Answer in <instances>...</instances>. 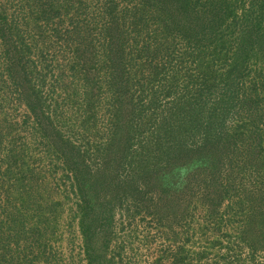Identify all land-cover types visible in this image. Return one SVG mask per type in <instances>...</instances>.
<instances>
[{"label": "trees", "instance_id": "obj_1", "mask_svg": "<svg viewBox=\"0 0 264 264\" xmlns=\"http://www.w3.org/2000/svg\"><path fill=\"white\" fill-rule=\"evenodd\" d=\"M99 1L91 11L81 0H0V264L21 257L33 264L26 248L39 246L45 214L61 204L42 193L47 175L33 165L40 158L32 142L72 179L89 264L98 228L126 193L155 192L166 217L187 210L180 196L189 193L211 216L234 176L264 177V0ZM53 35H61L59 65L45 55ZM55 68L58 83L66 74L73 85L72 93L60 92L77 98L75 120L58 100L48 101ZM5 84L25 108L20 120L7 116ZM102 108L107 122L97 138ZM245 185L237 202L246 215L242 239L257 250L248 232L264 228V190ZM28 208L36 214L30 227Z\"/></svg>", "mask_w": 264, "mask_h": 264}, {"label": "rangeland", "instance_id": "obj_2", "mask_svg": "<svg viewBox=\"0 0 264 264\" xmlns=\"http://www.w3.org/2000/svg\"><path fill=\"white\" fill-rule=\"evenodd\" d=\"M81 1L83 2L82 6L87 7L88 10L91 9V11L97 10L101 6L99 0ZM11 3L9 2L8 5ZM60 36L53 35L48 38V42L53 48L45 55H48L47 58L49 59L55 56L54 63L62 61L61 52L63 49L59 46ZM58 65L57 68H59ZM57 68L53 71L54 74L48 73L46 91L53 95L51 97L50 93L47 94L48 101L58 100L64 113L71 115L75 120L78 117L76 112L77 98L73 94L68 95L66 91L60 92V87L63 86L66 87L67 92L72 93L73 85L66 74L62 76L63 81L58 83L59 71ZM3 86L4 90L9 93L8 103L5 105L7 116L10 119L20 120L25 108L21 105L18 106L14 99L13 87L8 84ZM1 94L4 92L0 93V96ZM99 110L98 125L100 130L97 132L98 135L96 133V137L102 138L107 120L105 108ZM64 130H67V126L64 127ZM22 135L27 141L31 137L25 132ZM69 135L77 142L85 141L77 130H69ZM31 139L34 141L33 138ZM32 146L31 153L35 158H40V161H33V165L36 170H41L43 175L48 176H46V190L42 193L45 198L46 195L50 194L51 198L54 199L53 201L61 204L55 212L51 211L45 214L47 232L41 236L40 247L36 243L37 245L31 244L26 248L29 242L24 241V239L20 242L19 247L27 249L26 261H33V264H89L79 225L80 198L75 193L76 188L72 186V179L63 174L55 156H47L43 145L32 142ZM92 158V169L95 170L98 166L96 164L98 158L95 155H92ZM228 173L229 167L221 172V179L223 183L225 180V184L227 183L225 177L230 176ZM130 175L131 168H124L121 172V178L125 181L124 184L129 182ZM234 177L235 182L231 183L234 188L230 190L229 196L223 199L218 213L211 216L208 215L203 202L198 197L195 196L191 201L189 193L180 196V203L183 207H187V210L178 214L173 212L168 214V217L157 211L160 202L155 192H149L148 189L143 188V191L146 192L144 198L136 194L126 193L120 201L115 203L110 218H107L102 227L97 230V240L94 243L96 256L94 264H100V257H103L102 264H175L174 261L182 258L185 260L184 264H205V262L217 264V262L223 261V255L219 251L221 247L216 245L218 243L214 244L213 240L223 241L224 245L228 247V250L226 249L228 264H264V228L260 231L248 232L251 239L257 243L258 248L255 250L249 247L246 241L242 239L244 236L241 227L246 215L237 203L241 196V182L245 181V186L250 190L255 188L264 190V177H244V174L241 173ZM2 192L4 190H1L0 193ZM18 195V190L16 191L14 188L12 196L17 201L14 202L15 204L20 203ZM27 203L28 205L31 204L29 201ZM25 213L29 216L27 224L30 227L36 222V214L32 208H28ZM243 228L245 229V227ZM26 237L32 239V234L29 233ZM210 243L213 247L208 246ZM12 246L16 247L15 244ZM30 246L34 247L30 248ZM207 248H211L210 251ZM205 250L208 251L207 257L210 260H207V257H197L199 256L198 253ZM22 259V257L15 259L13 264H26L22 263Z\"/></svg>", "mask_w": 264, "mask_h": 264}, {"label": "crops", "instance_id": "obj_3", "mask_svg": "<svg viewBox=\"0 0 264 264\" xmlns=\"http://www.w3.org/2000/svg\"><path fill=\"white\" fill-rule=\"evenodd\" d=\"M213 243L214 244H216V243H218V244H216V245H219V247H221V249L219 250L220 251V253H221V255H223V261H219V262H217V264H228L227 263V261H226V255H227V248L228 247H226V245H224V243H223V241H214L213 240ZM209 247H213V245H211V243H210V245H208ZM218 247V246H217ZM208 249V251H210V249L209 248H207ZM225 249V250H224ZM227 249V250H226ZM208 251L207 250H205V251H203V252H200V253H198V255L199 256H197L198 258H200V257H204V258H206L208 255H209V253H208ZM207 260H210V259H208V257H207ZM175 262V264H184L185 263V260L182 258V259H178V261H174ZM207 262H205V264H206ZM190 264V263H189ZM207 264H210V263H207Z\"/></svg>", "mask_w": 264, "mask_h": 264}]
</instances>
